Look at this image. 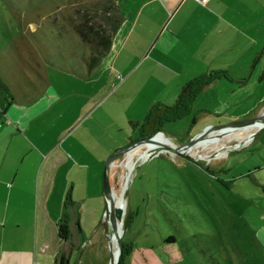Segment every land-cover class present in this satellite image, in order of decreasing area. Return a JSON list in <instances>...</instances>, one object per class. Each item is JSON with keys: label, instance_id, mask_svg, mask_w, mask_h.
<instances>
[{"label": "rangeland", "instance_id": "obj_1", "mask_svg": "<svg viewBox=\"0 0 264 264\" xmlns=\"http://www.w3.org/2000/svg\"><path fill=\"white\" fill-rule=\"evenodd\" d=\"M93 1L0 0V82L8 88H0L1 103L7 105L12 95L15 97L14 92L21 90L33 95L32 92L44 89L45 93H50L47 97L55 92L60 99L53 107L56 110L54 121L44 124L47 150L41 159L44 164L40 176L55 153L63 149L69 153L59 174L61 179H67L65 172H70L67 191L80 205L76 215L65 218L71 221L75 236L72 237L73 246L77 245L79 235L77 217L83 235L69 264H110L111 251L103 221L104 164L114 152L140 138L138 129L133 130L127 120L124 129L114 128L111 124L107 130L96 127L99 132L95 133L97 130L93 126V134L87 128L91 120L85 119L92 102L102 95V91L108 89L110 92L118 83L117 78L110 76L111 73L115 75V70H110L105 87H99V83L91 85L77 76L80 72L75 68L82 62L87 63L89 60L86 62L85 59L89 55L74 25L84 26L90 7L97 3ZM101 10L105 16L113 15L108 1H104ZM109 95L105 110L98 114L104 116V122L107 112L112 122L119 121L128 107L124 100L126 104L131 101L132 117L139 115L137 121L141 122L148 114L149 109L140 114L142 106L136 100L132 101L139 97L128 87ZM12 99L16 101V98ZM118 99L123 101L121 107ZM196 105L199 104L195 102L193 111L191 108L181 119L165 121L160 129L178 148L186 147L203 126H222L235 121L208 123L195 114ZM262 107L255 114L237 120L257 117ZM187 128L191 130L187 131ZM213 139L219 141L220 137ZM164 144L145 153L142 159L135 157V166L125 189L126 159L131 151L118 157L109 167V180L114 191L118 195L125 193V205L121 195L117 199L124 210L122 239L129 244V255L123 264H264V246L253 237L247 220L250 207L254 206L260 214L264 209V127L254 133L250 142L237 148L231 146L220 153L210 146L202 149L201 153L212 154L207 160L193 156L194 161H191ZM48 148H52L51 151ZM32 161L29 152L24 157V164L31 166ZM13 202L14 197L0 202V208H8L7 225L19 221L21 231L28 233V226L33 225L34 219L37 218V225L40 224V196L37 197L36 218L24 208L21 214H12L10 206ZM126 216L130 218L125 228ZM41 247L43 252L49 249L42 244L39 246V242L35 250L29 249L28 264L33 263V251L37 255V252L41 253ZM21 250L24 254L26 249Z\"/></svg>", "mask_w": 264, "mask_h": 264}, {"label": "crops", "instance_id": "obj_2", "mask_svg": "<svg viewBox=\"0 0 264 264\" xmlns=\"http://www.w3.org/2000/svg\"><path fill=\"white\" fill-rule=\"evenodd\" d=\"M96 1L90 7L84 26L74 25L89 39L85 42L89 55L85 61L100 55L93 68L89 69L83 62L75 68L80 72L77 76L86 83H99V87H105L110 76L117 78L118 83L110 92L113 94L122 87L135 91L139 98L132 101L136 100L142 106L141 114L155 103H174L182 86L193 78L218 72L220 76L206 85L192 102V111L194 103L199 104L195 106V114L200 119L208 123L242 119L264 106V0ZM104 1H108L117 19L114 27L111 26L113 21L101 10ZM107 37L110 38L108 46H93ZM110 70H115V75L110 74ZM110 92L108 89L102 91V95L92 102L85 119L91 120L87 128L92 133L93 126L107 130L112 124L114 128L124 129L127 120L136 130L134 126L140 122L137 121L139 115L132 117L131 101L126 104L124 100L128 107L124 109L123 118L117 117L118 122H112L109 112L106 123L104 116L98 115L105 110ZM14 93L15 97L11 94L5 106L0 99V124L3 122L0 125V202L14 197L13 206H10L12 214L19 215L24 208L36 218L37 197L40 196L41 222L37 225V218L34 219L25 233L21 231L19 221L7 225L8 208H0V264H28L27 253L31 247L35 250L37 242L49 249L43 252L41 247V253L37 252V255L33 251L32 264H69L83 236L78 219L76 246L72 245L75 236L70 220L68 238H62L58 232L61 217L76 215L80 205L67 191L70 172L66 171L64 175L68 180L61 179L59 174L69 153L65 149L55 153L40 176L44 164L41 159L47 150L44 124L54 121L56 110L53 107L60 99L55 92L47 97L50 93H45L44 89L32 92L33 95H28L25 90ZM118 105H123L121 99H118ZM263 112L264 107L260 114ZM29 152L33 161L27 167L24 157ZM74 183L75 179L71 191ZM249 210L251 213L246 214L248 226L257 243L264 246V209L261 214L254 206ZM56 215L59 218H55ZM21 248L26 249L24 254ZM68 249L67 256L63 257Z\"/></svg>", "mask_w": 264, "mask_h": 264}, {"label": "trees", "instance_id": "obj_3", "mask_svg": "<svg viewBox=\"0 0 264 264\" xmlns=\"http://www.w3.org/2000/svg\"><path fill=\"white\" fill-rule=\"evenodd\" d=\"M108 19H111L113 23L111 24L112 27L115 26L117 19L114 18V16H105ZM78 29V28H75ZM78 33L80 34L81 39L84 42H89V39L87 38L86 34L78 29ZM110 42V38H105L102 41L93 43L94 47H99L100 45L108 46ZM98 57H100L99 54H96L90 58V60L87 62L88 68L91 69L95 66L97 63ZM220 76L218 72H211L208 74H204L202 76L193 78L192 80L188 81L182 86V89L176 98L175 102L167 105L163 103H155L151 106V108L148 111V114L145 116V118L139 122L138 124H135L139 137H144L149 135L151 132L157 131L162 128L163 124L168 121H174L176 119H181V117H184L185 115L189 114L191 110V105L193 100H195L198 93L206 86L208 85L213 79H216ZM0 88L2 90H8L6 85H4L2 82H0ZM9 103V101H8ZM67 214L63 215L61 217V222L58 225V232L62 238H67L70 231L68 227V218H65ZM67 217V216H66ZM129 217L126 216V218L123 221V225L126 228V225L129 221ZM78 219V218H77ZM167 240H170V237L167 238ZM129 244L125 243L122 239V256H121V262L120 264H123V262L126 260L127 256L129 255Z\"/></svg>", "mask_w": 264, "mask_h": 264}, {"label": "water", "instance_id": "obj_4", "mask_svg": "<svg viewBox=\"0 0 264 264\" xmlns=\"http://www.w3.org/2000/svg\"><path fill=\"white\" fill-rule=\"evenodd\" d=\"M255 121H264V112L260 114V116H257L255 118H249V119H244V120H235L233 122H230L229 124L222 125V126H214V125H207L205 126L200 132L195 134L192 138V140L189 142V144L186 147H181L178 148L177 146L173 145L170 143L169 139L163 134V132L159 129L157 131L151 132L149 135L140 137L139 139L131 142L130 144L124 146L123 148L117 150L114 152L112 155L109 156V158L106 160L104 164V170H103V196H104V201H105V207L103 211V221L105 224V233L108 238V244H109V249L111 251L110 253V264H120V259L122 256V236H123V227L121 226V221L123 218V213L124 210L122 208L121 204H118L117 200L113 198L112 193H114V189L112 185L110 184L109 180V167L114 163V161L124 155L127 154L129 151L133 150L134 148L138 146H142L144 143L150 141L154 136H161L164 138L165 142V147L171 148L173 150H177L180 153L183 154V156H186L188 158H194L191 154H189V149L196 143V141L204 138L206 135L211 133V131H215L218 129H224L226 127H233L237 124H242V123H252ZM264 127V126H263ZM262 127V128H263ZM237 148V147H235ZM212 157V154H211ZM210 157V158H211ZM196 159V158H195ZM199 159V158H198ZM205 159V158H204ZM123 198H125V193L122 195ZM112 223L113 226V232L116 235V244H115V251H112V244L110 241V236L107 233L109 223Z\"/></svg>", "mask_w": 264, "mask_h": 264}, {"label": "bare ground", "instance_id": "obj_5", "mask_svg": "<svg viewBox=\"0 0 264 264\" xmlns=\"http://www.w3.org/2000/svg\"><path fill=\"white\" fill-rule=\"evenodd\" d=\"M263 126H264V121H255L252 123H242V124H237L233 127L231 126V127H226L224 129H218L215 131H211V133L206 135L204 138L196 141V143L189 149L188 152L194 157H197L199 159L205 158L207 160L211 157V154L201 153L202 149L210 146L211 149H215L217 151L216 153H220L221 151H224V149L226 150L230 148L231 146L239 147L241 145H244V143L246 144L247 142H250L254 133L258 129H261ZM214 137H218V139L220 137L219 141L214 140L213 139ZM232 141H235V143L232 144L231 143ZM165 142L166 141L164 140V138L157 135V136H154L150 141L144 143L142 146H138L134 148L133 150H131V152L129 151L130 153L128 154L127 159H126L127 173L125 177L126 180L123 183V189H125L127 180L130 178L131 171L133 170L135 166L136 158L142 159L145 153H147L150 150L152 151L153 148ZM143 147H147V149H144ZM112 195H113V198L117 200L121 194L119 193L118 195L114 191ZM121 200H122V203H124L125 205V200L122 197V195H121ZM107 233L110 236V241L112 244L111 250L115 251L116 235L113 232V226L111 222L109 223Z\"/></svg>", "mask_w": 264, "mask_h": 264}, {"label": "flooded vegetation", "instance_id": "obj_6", "mask_svg": "<svg viewBox=\"0 0 264 264\" xmlns=\"http://www.w3.org/2000/svg\"><path fill=\"white\" fill-rule=\"evenodd\" d=\"M193 126L192 125H190V128H192ZM205 126H203L202 128H201V130L204 128ZM190 128H187V131H189V130H191ZM200 130V131H201ZM187 159H189V160H191V161H194L192 158H187ZM69 236V235H68ZM68 238V237H67ZM67 238H65V239H67ZM72 240H70L69 241V243H72L71 242ZM68 251H69V249L66 251V253L64 254V256L63 257H65V256H67L66 254L68 253Z\"/></svg>", "mask_w": 264, "mask_h": 264}, {"label": "built area", "instance_id": "obj_7", "mask_svg": "<svg viewBox=\"0 0 264 264\" xmlns=\"http://www.w3.org/2000/svg\"><path fill=\"white\" fill-rule=\"evenodd\" d=\"M196 1H197V3H198V2H202L203 0H196Z\"/></svg>", "mask_w": 264, "mask_h": 264}]
</instances>
